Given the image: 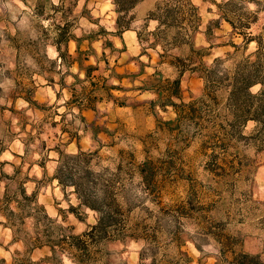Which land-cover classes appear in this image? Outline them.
Listing matches in <instances>:
<instances>
[{
	"label": "clouds",
	"instance_id": "obj_1",
	"mask_svg": "<svg viewBox=\"0 0 264 264\" xmlns=\"http://www.w3.org/2000/svg\"><path fill=\"white\" fill-rule=\"evenodd\" d=\"M0 264H264V0H0Z\"/></svg>",
	"mask_w": 264,
	"mask_h": 264
}]
</instances>
